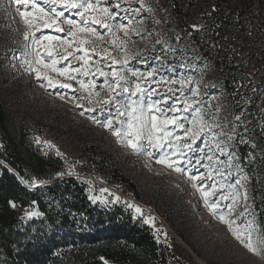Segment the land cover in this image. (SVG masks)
<instances>
[{"label":"rangeland","instance_id":"rangeland-1","mask_svg":"<svg viewBox=\"0 0 264 264\" xmlns=\"http://www.w3.org/2000/svg\"><path fill=\"white\" fill-rule=\"evenodd\" d=\"M229 1L235 5L240 0ZM189 2L190 0H179L180 6L187 13V24L198 30L206 4L203 0H194V6L190 7ZM41 6L48 7L42 2ZM251 6L253 12L258 7L256 2ZM259 6L264 12V0H261ZM120 8L117 21L128 26V19L120 20V17H135L129 28L138 30L130 31L129 37H124L123 31L117 33L126 40L125 51L114 52L108 43L110 38L105 35L107 30L101 29L99 25L93 27L104 36V40L85 37L93 41V44L86 47L95 46L98 52L108 47L117 59H123L127 54L128 66L140 72L157 68V80L160 76H163L165 81L191 78L190 87L199 89L195 106L203 109L209 125L218 127H213L210 132L206 129L205 134L196 139L195 143H192L191 138L184 137V129L176 128L173 135L178 134L181 140L187 139L188 143L192 144L191 151L183 149L184 158L180 163L189 174L203 177L195 181L202 189L194 188V182L190 181L187 175L158 164L156 160L160 154L148 148L146 142L145 154H138L126 144L120 143L112 130L94 123L89 117L96 116L101 119L98 106L85 104L77 107V101L72 99L73 96L86 95L80 91L76 80L69 81L55 72L43 70L60 83H71L73 87H42L35 74L26 70L27 65L23 59L25 56L29 59L35 58L31 47L26 48L24 33L36 32L39 25L28 28L12 0H0V102L4 105L6 116V131L0 130V148L5 142L10 144L12 141L14 153L25 158L26 168H29L30 156L43 158L48 165L42 170V174H53V180L73 177L84 182L89 187L90 199L94 203H124L143 220L146 217H154L153 223L148 225L156 238L170 249L175 264H264V225L257 219L249 179L235 150L239 128L247 129L251 125L249 111L244 108L239 119L234 117L228 99L221 91L220 78L198 53L188 35L181 30L176 15L170 11L171 4L168 0H120ZM124 9L139 11L137 14L136 11L125 12ZM57 10L63 9L58 7ZM111 10L117 11L114 7ZM74 12L75 10L67 11L65 16L79 20ZM67 27L64 25L65 31L59 33L54 28L41 31L61 39L72 40L67 33ZM36 34L40 35L39 32ZM57 47L62 55H67L68 52L74 51L76 45L74 42L73 47ZM75 55L82 53L77 51ZM92 55L93 60L100 59L99 55ZM69 63L71 67L76 68L80 67L82 61L69 56L68 60L57 64V68L67 67ZM72 75L78 79H89L80 73ZM96 82V90L100 91L103 77L97 75ZM151 87L157 88V85L152 84ZM169 87L179 89L180 85H169L165 82L157 90L161 95H171L168 93ZM184 91L191 98L192 93L187 88ZM105 94L106 88L101 91V97ZM175 95L179 96L180 92L176 91ZM260 101L264 103V97ZM88 107H94L96 111L88 112L85 110ZM254 111L259 112L260 109L255 106ZM81 112L84 114L81 115ZM157 115L159 116V113ZM165 115L170 118L173 113L166 111ZM191 126L185 123V128ZM118 127L113 121V128ZM167 127L172 131L174 125L169 124ZM229 136L232 137L231 140L228 139ZM217 143L225 148L223 154L216 147ZM147 152H153V155L149 156ZM208 155L213 156L211 161L206 158ZM198 159L199 164L196 163ZM237 164L243 169L242 172L237 170ZM114 171L136 186L135 194L125 192L120 187L114 179ZM210 172L213 173L211 179ZM242 178L243 187L236 185V181ZM48 182L33 181L31 188L39 189ZM213 183L216 184V191L214 195L210 194L208 199L218 201L219 207L225 212L227 208L224 205L232 201L223 197L239 193L238 202L234 205L235 211L231 216H226V219L235 220L240 215L245 203L243 194L247 191V203L251 205L250 213L255 214L254 223L257 226L253 237L262 249L259 255L249 252L235 239L227 225L220 222L219 216L213 215L205 206L202 191L211 192ZM229 184L235 186L232 193L227 187ZM136 207L142 210V214L136 212ZM30 213L32 212L27 210H17L21 218L31 216Z\"/></svg>","mask_w":264,"mask_h":264},{"label":"trees","instance_id":"trees-1","mask_svg":"<svg viewBox=\"0 0 264 264\" xmlns=\"http://www.w3.org/2000/svg\"><path fill=\"white\" fill-rule=\"evenodd\" d=\"M168 1L181 30L220 78L221 91L234 117H240L244 108L249 111L251 125L239 128L235 150L249 179L257 219L264 225L261 0H240L235 5L229 0H203L206 6L198 30L187 24V13L179 0ZM253 2L258 6L254 12ZM255 106L259 112L254 111ZM5 122L0 102L3 132ZM241 138L246 143H241ZM9 143L0 148V264H175L170 249L126 204L92 202L84 182L73 177L53 180V174H42L48 164L41 157L30 156L26 168L25 158L14 153V144ZM113 174L125 192L136 193L133 183L115 171ZM33 181L49 182L34 190ZM10 201L16 206L12 207ZM19 209L37 214L21 218Z\"/></svg>","mask_w":264,"mask_h":264},{"label":"snow or ice","instance_id":"snow-or-ice-1","mask_svg":"<svg viewBox=\"0 0 264 264\" xmlns=\"http://www.w3.org/2000/svg\"><path fill=\"white\" fill-rule=\"evenodd\" d=\"M41 2L48 7H42ZM12 3L16 6V10L28 28L39 25L36 32L24 33L26 48L31 47L35 58L29 59L25 56L23 59L27 65L26 70L35 74L42 87H58L61 89H71L73 87L71 83H60L59 80L53 79L43 70L55 72L58 76L69 81L76 80L80 91L86 93V95L73 96L72 99L77 101V107H82L85 104L98 106L101 119H97L96 116L89 117L94 123L112 130L120 143L126 144L127 147L138 154H145L146 145L148 148L154 149L155 152L160 154L159 159L156 160L158 164H163L174 171L187 175L188 179L194 182L192 184L194 188H197V190L202 189V186L195 183V181L203 179V177L189 174L185 171L183 164L180 163L184 158L183 149L191 151L192 144L188 143L187 139L181 140L178 134L173 135V133L176 128L184 129V137L191 138L192 143H195L196 139L205 134L206 129L210 132L213 127L218 126L209 125L203 109L195 106L197 104L195 98L199 95V89L190 87L191 78L165 81V78L160 76L157 80V68H152L148 72H140L138 69L128 66L129 58L127 54L123 59H117L113 55V51L124 52L126 47V40L117 35L118 32L123 31L124 37H129L130 31H138L135 28H129L135 17H120V20L128 19V26L117 21L121 10L120 0H12ZM58 7L63 10L58 11ZM112 7L117 11L113 12ZM141 7H143V4H141ZM71 10H75L74 14L79 17V20L65 16V12ZM124 11H136L138 14L139 10L124 9ZM64 25L68 26L67 33L72 37V40L61 39L59 36L44 34L41 31V29L54 28L58 33L64 32ZM93 25H99L101 29L107 30L105 35L110 38L108 43L113 51H109L108 47L102 48V52H98L95 46L86 47L93 44V41L85 37L104 40V36ZM37 32L40 35H37ZM74 42L76 45L74 51L68 52L67 55H62L57 47V45H60V47H63V45L73 47ZM77 51L82 55H75ZM90 53L99 55L100 59L93 60V55ZM69 56L77 61H82L80 67L73 68L69 63L67 67L57 68V64L68 60ZM136 58L132 57V59ZM171 70L175 71V69ZM72 73H80L82 76L89 77V79H78ZM97 75L103 77V84L99 86L100 91L96 90ZM165 82L169 85L179 83L180 88L169 87L168 93H171V95H161L157 88L162 87ZM152 84H156L157 88L151 87ZM105 88L106 94L101 97V91ZM185 88L192 93L191 98L186 95ZM176 91L180 92L179 96L175 95ZM156 96L160 98L155 99ZM170 100L172 103H169ZM85 110L95 112L96 108L88 107ZM166 111L172 112L173 115L170 118L167 117L165 115ZM105 113H107L106 116ZM157 113H159V116ZM184 113L189 115H183ZM83 114L84 112H81V115ZM189 116L191 119H189ZM113 121L119 125L118 128H113ZM185 123L192 126L185 128ZM169 124L174 125L172 131L168 130L167 126ZM233 131L235 130L233 129ZM228 139L231 140L232 137L229 136ZM241 143H246V141L241 138ZM216 147L222 154L225 152V148L221 147L219 143L216 144ZM57 154L59 155V153ZM147 155L152 156L153 152H147ZM229 156L231 157V154ZM206 158L211 161L213 156L208 155ZM189 163H191L190 160ZM196 163L199 164L200 160L198 159ZM236 167L238 171H243L239 164ZM212 174L209 173V179H211ZM22 182L28 183V181L23 180ZM236 185L243 187V178L238 179ZM227 187L230 193L235 191L234 185L229 184ZM211 190V192L202 191L205 206L209 208L213 215L219 216L220 222L227 225L235 239L249 252L259 255L262 249L253 237L257 226L254 223L255 214L250 213L251 205L247 203V191L245 190L243 194L245 201L243 211L235 220H232L225 217L231 216L235 211L234 205L238 202L239 193L236 192L223 197L225 200L232 201V203L224 205L227 208L225 212L219 207L218 201L208 199L210 194H215V183L211 185ZM10 204L12 207L16 206L14 202L10 201ZM129 206L132 207V205ZM136 212L142 214L139 207H136ZM35 214L37 213H30L29 215ZM154 219V217H146L144 223L151 224ZM104 264H108V262L105 261Z\"/></svg>","mask_w":264,"mask_h":264}]
</instances>
